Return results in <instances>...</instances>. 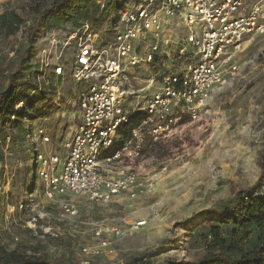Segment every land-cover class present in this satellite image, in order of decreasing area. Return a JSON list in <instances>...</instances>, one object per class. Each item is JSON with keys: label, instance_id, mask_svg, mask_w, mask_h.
I'll return each mask as SVG.
<instances>
[{"label": "rangeland", "instance_id": "obj_1", "mask_svg": "<svg viewBox=\"0 0 264 264\" xmlns=\"http://www.w3.org/2000/svg\"><path fill=\"white\" fill-rule=\"evenodd\" d=\"M51 1L0 0V13L14 11L24 21L15 35L6 38L0 34V92L8 86L7 67L15 62L24 42L31 6L37 2L47 6ZM99 4L102 10L92 1L79 4L69 22L48 21L29 51L37 90L15 106L23 116L10 130L8 143L4 140L7 131L0 128V255L15 253L36 262L50 259L52 264H79V248L95 244L92 227L101 224L119 227L124 234L112 243L115 253L94 258L89 264L126 263L140 256L147 264L197 261L212 252L204 239L209 228L218 225L225 230L227 226L212 209L228 205L260 175L264 160V35L254 38L238 56V72L214 89L198 120L176 127L166 140L144 149L143 157L136 161L138 171L166 168L151 192L136 200L121 196L103 205L81 203L78 218L68 220L60 217L57 204L44 198L32 159L35 148L61 153L62 143L80 119L77 95L83 85L70 75L77 52L70 33L94 18L91 23L102 31L104 41L122 27L117 12H105V1ZM186 34L179 16L164 18L157 62L128 69L139 109L152 92L150 79L154 80L150 87H156L163 74L182 65L176 60V51ZM57 63L64 69L60 76L52 72ZM39 127L46 129L48 144L26 137ZM20 203L27 207L19 210ZM34 215L38 222L32 226L29 219ZM141 219L146 225L132 229ZM255 241L253 232L247 248Z\"/></svg>", "mask_w": 264, "mask_h": 264}, {"label": "built area", "instance_id": "obj_2", "mask_svg": "<svg viewBox=\"0 0 264 264\" xmlns=\"http://www.w3.org/2000/svg\"><path fill=\"white\" fill-rule=\"evenodd\" d=\"M175 16L187 30L176 51L182 65L163 74L156 87H150V79L152 92L139 109L128 69L157 62L164 18ZM117 17L122 27L111 40L104 41L102 31L89 22L70 33L77 46L70 75L83 85L77 95L80 119L61 153L35 148L32 159L44 198L68 220L78 218L81 203L103 205L121 196L136 200L151 192L166 168L138 171L136 161L144 149L198 120L214 89L238 72V56L264 35V0H123ZM52 72L60 76L64 69L57 63ZM26 137L50 142L42 127ZM10 138L8 134L5 141ZM26 207L18 205L19 210ZM37 222L35 215L29 219L32 226ZM146 222L135 221L132 229ZM123 234L119 227L93 225L95 244L79 248L78 263L115 253L112 243Z\"/></svg>", "mask_w": 264, "mask_h": 264}, {"label": "trees", "instance_id": "obj_3", "mask_svg": "<svg viewBox=\"0 0 264 264\" xmlns=\"http://www.w3.org/2000/svg\"><path fill=\"white\" fill-rule=\"evenodd\" d=\"M88 1L94 2L98 10H102L99 1H105V12H118L123 0H53L47 6L41 2L31 6V22L24 29V42L17 49L15 62L7 67L8 86L0 92V128L3 132L7 131L4 140L23 116L22 111L16 110L15 106L37 90L31 73L33 67L29 51L42 27L50 20L71 21L77 6ZM92 21H96V18L87 19L85 22ZM23 23V19L14 11L0 13V34L6 38L11 37ZM212 211L227 225L225 230L218 225H212L204 234L212 252L193 262L168 261L163 264H264V160L260 165V175L251 187L237 192L228 205L214 207ZM253 232L256 234V241L252 248H247ZM51 262L50 259L42 262L23 259L15 253L0 255V264H52ZM125 264L147 263L145 257L140 256L128 260Z\"/></svg>", "mask_w": 264, "mask_h": 264}]
</instances>
